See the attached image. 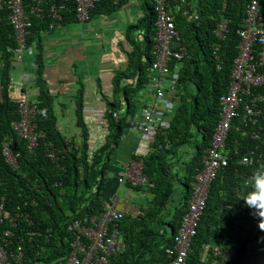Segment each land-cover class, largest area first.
<instances>
[{"label":"trees","instance_id":"obj_1","mask_svg":"<svg viewBox=\"0 0 264 264\" xmlns=\"http://www.w3.org/2000/svg\"><path fill=\"white\" fill-rule=\"evenodd\" d=\"M127 3L128 0H101L96 3L92 17L96 13L115 14ZM249 3L250 0L169 2L168 10L175 18L181 43L188 50L179 66L172 64L174 75L169 77L172 83L166 86L168 94L174 87L172 100L177 102V107L170 128L157 136L147 153L138 157L144 161L143 174L149 177L150 183L146 186L124 184L130 192L147 198L138 214L122 207L125 216L117 225L124 236L125 249L111 257V264H169L167 249L174 246L189 210L193 182L204 167L206 151L212 145L221 117V98L231 85L241 43L238 31L244 27ZM24 4L31 21L27 43L28 48L35 46L36 79L40 87L37 100L31 101L36 108L33 123L42 137L32 152L13 127L20 119V99H12L9 93L11 73L15 68V54L9 49H15L17 43L5 6L0 11V54L4 62L0 98V204L4 200L8 212L15 216L18 213L20 223L17 229L13 228V247L19 243L24 246L22 264H56L71 252L74 237L68 231L69 225L99 215L103 211V201L112 196L108 193V181L113 155L122 139L128 136L131 122L144 107L139 96L149 85L147 67L155 61L156 0L140 1L143 17L129 28V36H134L130 39L133 51L128 56L129 65L114 76L112 95L101 98L105 104L103 118L108 133L102 145L96 147L91 143L86 121L87 90L83 77L78 78L79 88L74 96L75 117L81 129L79 137L63 135L58 127L56 97L43 85V36L57 24L75 21V3L24 0ZM54 5L59 9L63 7L61 20L51 16ZM262 5L264 10V0ZM37 7L42 11H34ZM223 22L228 23V31L226 38L220 39L216 31ZM136 31L142 32L143 41ZM128 79L134 82L125 83ZM98 87L101 90V83ZM257 130L259 127L255 125L245 127L241 118L235 120L225 149L229 165L220 171L212 185L186 264H264V230L257 240L253 238V221L258 215L245 201L255 190L256 175H264V165L242 164L243 158L252 151L264 156V130L261 139L256 140L252 135ZM7 141H11V149L18 158V170H14L3 155V145ZM250 177L254 182L248 186ZM184 184L185 191L181 189ZM22 214L29 216L33 224L20 217ZM29 232H37L40 236L30 238ZM252 242L255 247L249 246ZM207 247L211 249L205 254ZM216 247L220 252H216Z\"/></svg>","mask_w":264,"mask_h":264},{"label":"built area","instance_id":"obj_2","mask_svg":"<svg viewBox=\"0 0 264 264\" xmlns=\"http://www.w3.org/2000/svg\"><path fill=\"white\" fill-rule=\"evenodd\" d=\"M41 0H39L40 2ZM74 2L75 21L86 23L91 20L96 3L101 0H67ZM175 0H156V45L154 49L155 61L148 70L149 85L144 91L145 98L140 95L139 100L143 104L140 115L131 122L130 131L140 137V144L135 149L128 162L118 163L119 173L117 182L119 185L132 183L134 185H148L149 177L143 174L144 161L138 159L149 148L144 143L151 135L164 134L171 125L169 104L172 101V92L168 94L166 86L171 82L169 77L174 72L172 64L185 59L188 50L182 45L179 32L175 25V18L168 10L169 2ZM184 2L185 0H177ZM263 0H250L246 9L244 27L239 29L241 39L239 55L234 61L231 74V85L228 93L221 98L222 112L216 126L212 145L206 151L204 167L198 171L193 182V196L189 204V210L183 218L178 235L174 239V246L167 249L169 264H186L192 245L198 232V227L207 208L210 199L212 185L220 171L228 167L229 159L225 153L230 132L235 120L242 119L245 127L255 125L259 130L253 133V139L260 140L264 130V10ZM6 6L8 19L14 27L17 47L9 49L15 54V63H21L28 50V35L31 21L26 12L24 0H0V11ZM61 10L57 5L51 8V16L61 20ZM34 11L41 12L40 8ZM1 21V18H0ZM228 31V23L219 25L216 34L220 39H225ZM219 49V48H217ZM174 75V73H173ZM175 77V76H173ZM173 86V85H169ZM143 94V93H142ZM20 120L13 123V127L20 140L28 143L30 151H34L39 145V135L33 118L36 108L25 94L20 99ZM245 135L247 132H244ZM256 152V151H255ZM254 151L245 156L243 165H264V156L257 155ZM3 155L8 164L14 169H19L18 158L11 149V141L3 145ZM136 157V158H135ZM263 167V166H262ZM254 178L247 179V185H251ZM255 187V186H254ZM27 206V203H26ZM230 209V208H229ZM17 215H13L5 208V201L0 204V264H22L25 259V248L20 243L13 247L15 230L20 223ZM125 213L120 201L116 197H110L103 201V211L96 216L77 220L68 227L73 234L71 240V252L69 256L56 264H111V257L121 253L125 249V240L119 229V222ZM32 225L29 216L20 215ZM264 218L253 221V238L257 240L264 230ZM6 224V228L3 225ZM14 228V229H13ZM51 231H48V233ZM30 238L40 236L37 232H29ZM33 240V239H32ZM31 240V241H32ZM255 247V242L249 244ZM210 247L206 248L207 254ZM220 252L219 248H215Z\"/></svg>","mask_w":264,"mask_h":264},{"label":"crops","instance_id":"obj_3","mask_svg":"<svg viewBox=\"0 0 264 264\" xmlns=\"http://www.w3.org/2000/svg\"><path fill=\"white\" fill-rule=\"evenodd\" d=\"M129 3L115 14L96 13L89 22L72 21L69 24H57L54 29L44 34L45 71L43 85L55 96L58 127L69 138L81 136L75 117L74 96L79 86L78 78L83 77L87 94L86 121L89 123L91 143L96 147L102 145L108 133L104 122L105 104L101 100L112 95V85L117 72L124 71L129 65V54L133 51L129 28L137 25L143 12L141 0H128ZM137 33V34H136ZM143 41L142 32L136 31ZM35 46L28 48L21 63H15L12 70L10 96L21 99L25 94L36 101L40 87L36 77ZM4 62L0 54V98L3 95L2 78ZM28 76V77H27ZM28 79V82L25 83ZM133 80L125 83L132 84ZM101 83V90L98 84ZM100 91L101 94H100ZM176 102V101H175ZM177 103V102H176ZM173 100L169 104V114L176 106ZM172 107V108H171ZM122 139L114 158L128 162L140 144V137L129 131ZM157 134L147 137L144 146L151 147L157 140ZM149 148L144 152L147 153ZM119 167L111 169L108 181V193L119 199L121 207H128L130 212L138 214L140 207L146 203L141 194L132 193L117 182ZM115 181V182H113ZM142 199V200H141ZM128 204V205H127ZM142 208V207H141ZM218 248V247H217ZM251 258V257H250ZM253 260V257L251 258ZM251 260V261H252ZM248 263V259H247Z\"/></svg>","mask_w":264,"mask_h":264},{"label":"clouds","instance_id":"obj_4","mask_svg":"<svg viewBox=\"0 0 264 264\" xmlns=\"http://www.w3.org/2000/svg\"><path fill=\"white\" fill-rule=\"evenodd\" d=\"M30 101L32 100L30 99ZM169 117L171 121L172 114H170ZM245 201L249 207L256 210L254 213L255 215H258L260 218H264V175H261L259 173L256 175L255 190L246 197ZM261 224H264V223H261Z\"/></svg>","mask_w":264,"mask_h":264},{"label":"rangeland","instance_id":"obj_5","mask_svg":"<svg viewBox=\"0 0 264 264\" xmlns=\"http://www.w3.org/2000/svg\"><path fill=\"white\" fill-rule=\"evenodd\" d=\"M147 66V65H146ZM147 70H149V66L147 67ZM28 77V76H27ZM28 82V79H27V81L25 82V83H27ZM195 92V91H194ZM142 97H143V99L145 98V95H144V93L142 94ZM172 108V107H171ZM191 153H194L193 152V150H192V152ZM113 157H114V155H113ZM117 159L118 158H114L113 160H112V165H113V168H117L118 167V163H120V161H117ZM181 189L183 190V191H185V189H186V184H184L183 185V188L181 187ZM132 193H134V192H132ZM185 194L186 193H184V196H185ZM180 196H182V195H180ZM142 200V199H141Z\"/></svg>","mask_w":264,"mask_h":264}]
</instances>
